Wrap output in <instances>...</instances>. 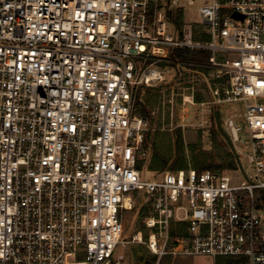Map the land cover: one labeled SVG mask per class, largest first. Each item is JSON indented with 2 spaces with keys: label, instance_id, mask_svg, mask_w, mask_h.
I'll use <instances>...</instances> for the list:
<instances>
[{
  "label": "built area",
  "instance_id": "built-area-1",
  "mask_svg": "<svg viewBox=\"0 0 264 264\" xmlns=\"http://www.w3.org/2000/svg\"><path fill=\"white\" fill-rule=\"evenodd\" d=\"M197 4L0 0V264H124L116 252L137 195L148 214L133 240L159 260L264 264V0H206L207 31L177 24ZM172 70L209 89L208 100L196 101V85L183 96L181 126L188 104L200 126L208 111L240 105L222 125L248 159L238 180L191 166L146 179L151 120L139 92Z\"/></svg>",
  "mask_w": 264,
  "mask_h": 264
},
{
  "label": "rangeland",
  "instance_id": "rangeland-1",
  "mask_svg": "<svg viewBox=\"0 0 264 264\" xmlns=\"http://www.w3.org/2000/svg\"><path fill=\"white\" fill-rule=\"evenodd\" d=\"M206 0H198V4L184 7L182 20L193 23L201 31H207L209 26L205 25L198 15V9L205 4ZM196 85L198 92L197 100H208L209 91L204 83H193L188 74L182 70H172L167 75L166 81L160 87H147L150 90H140L138 109L143 105L151 110V131L148 134V142L152 146V157L157 152L161 158L169 161L163 171H170L174 167L175 161L184 163L188 167H195L198 164L226 165L232 159L231 151L219 134L214 116L210 112L204 118L207 121L204 126L200 123V111L193 105L188 104L189 117L186 118L188 125L181 126L183 115V96L191 94L190 87ZM172 100V104L169 101ZM165 103V105H164ZM239 104H227L219 106L221 122L224 126L228 118L235 113H240ZM214 115V114H213ZM240 121V120H239ZM192 124V125H191ZM179 137V138H178ZM245 138V136H243ZM177 144V145H176ZM238 147H240L238 145ZM154 148V149H153ZM180 152V153H179ZM233 155V154H232ZM234 157V156H233ZM245 168L248 167L246 155L241 157ZM149 169L153 173H148L146 179L156 177V174L163 171H156L151 166ZM230 173L240 178L237 170L224 168ZM217 169V170H224ZM258 196L264 198V193L256 192ZM140 196H136V207L124 214V234L122 244L119 245L116 254H124V264H237L239 259L235 257L219 256H194V257H163L158 259L145 245L133 240V237L144 227V216L139 203Z\"/></svg>",
  "mask_w": 264,
  "mask_h": 264
},
{
  "label": "trees",
  "instance_id": "trees-1",
  "mask_svg": "<svg viewBox=\"0 0 264 264\" xmlns=\"http://www.w3.org/2000/svg\"><path fill=\"white\" fill-rule=\"evenodd\" d=\"M174 18H175L177 24H180V22L182 20V11H177L175 13ZM196 38H198V37L196 36ZM203 39L205 41H208L209 36L203 35ZM210 56H211V53L208 51L185 53L181 50L176 52V54L174 55V57L178 58V59H184V60H189V61H199V62H203V63L208 62ZM141 90H150V89L147 87H143V88H141ZM139 111H140L141 115L150 119L151 110L147 107V105H143L142 109ZM231 156H232V159L229 160L228 163L224 166L223 165H215V164L211 163V164H202V165L198 164L197 166H195L194 168L192 167V168L198 172H202L205 170H217V169H222V168L223 169L228 168L231 170H237V165H236L235 159H234L232 154H231ZM168 164H169L168 160L161 158L160 155L157 152H155L153 157H152V161L150 163V166H151V168H153L156 171H163L167 167ZM188 168L189 167L186 164H184V163L178 164V161H175L174 167H172L171 171L183 170V169H188ZM142 214L144 217L147 216L148 212L145 208H142ZM173 234L174 235L176 234L175 230L173 231Z\"/></svg>",
  "mask_w": 264,
  "mask_h": 264
},
{
  "label": "water",
  "instance_id": "water-1",
  "mask_svg": "<svg viewBox=\"0 0 264 264\" xmlns=\"http://www.w3.org/2000/svg\"><path fill=\"white\" fill-rule=\"evenodd\" d=\"M233 16L235 18H239V14L238 13H234ZM214 119H215L216 127H217V130H218L219 134L222 136V138L224 139L225 143L229 147L231 153L235 157V160H236V163H237L239 169L241 170V172L243 173V175H245V171H244L243 164H242V161L240 159V156L237 153V151H236V149H235V147H234V145H233L230 137L225 132V130H224L223 126H222L221 116H220L219 110H215L214 111Z\"/></svg>",
  "mask_w": 264,
  "mask_h": 264
},
{
  "label": "crops",
  "instance_id": "crops-1",
  "mask_svg": "<svg viewBox=\"0 0 264 264\" xmlns=\"http://www.w3.org/2000/svg\"><path fill=\"white\" fill-rule=\"evenodd\" d=\"M205 85H206V88L208 89V86H207V84L206 83H204ZM208 91H209V89H208Z\"/></svg>",
  "mask_w": 264,
  "mask_h": 264
}]
</instances>
